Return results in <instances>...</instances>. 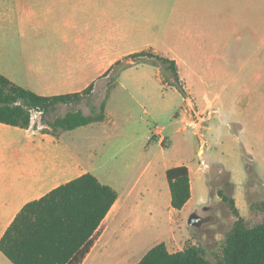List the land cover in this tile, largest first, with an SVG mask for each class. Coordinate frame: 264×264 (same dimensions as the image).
<instances>
[{
  "label": "crops",
  "instance_id": "obj_1",
  "mask_svg": "<svg viewBox=\"0 0 264 264\" xmlns=\"http://www.w3.org/2000/svg\"><path fill=\"white\" fill-rule=\"evenodd\" d=\"M147 50L174 61L182 93L158 66L130 57ZM118 61L126 67L109 83ZM0 74L38 95L92 85L95 105L106 97L103 120L71 130L0 123V238L27 202L88 172L117 197L79 264H135L159 242L169 252L184 248L170 250L176 235L144 248V228L162 216L155 203L162 192L171 198L167 169H188L191 196L180 210L169 207L178 215L210 207L214 165L229 172L240 211L251 175L264 188V0H0ZM132 100L168 124L143 125ZM187 127L202 141V127L217 138L203 163L154 158ZM118 146H134L145 160L131 182L103 161ZM0 264H12L1 251Z\"/></svg>",
  "mask_w": 264,
  "mask_h": 264
},
{
  "label": "trees",
  "instance_id": "obj_2",
  "mask_svg": "<svg viewBox=\"0 0 264 264\" xmlns=\"http://www.w3.org/2000/svg\"><path fill=\"white\" fill-rule=\"evenodd\" d=\"M130 57L137 63L150 62L158 66L163 82L183 92L173 60L151 50L140 51ZM125 67L122 61L116 62L112 79ZM91 93L92 85L81 92L38 95L0 74V123L27 128L30 125L29 109L37 108L46 114L58 104L79 102ZM105 106L106 97L90 114H84L80 109L67 111L46 125L55 132L101 121L105 117ZM252 164L250 157L245 156V169L249 174L252 173ZM165 176L170 189V205L180 210L191 196L188 169L184 165L171 167ZM226 185L232 186V183L227 180ZM219 195L229 202L236 219L225 234L217 264H264V218L252 227L247 226L234 199L221 191ZM116 197L115 190L101 183L93 174H81L27 202L0 238V251L12 264H79L92 247L98 227ZM261 208L264 212V197ZM135 264L212 263L200 246L188 244L182 250L169 252L165 243L159 242Z\"/></svg>",
  "mask_w": 264,
  "mask_h": 264
},
{
  "label": "rangeland",
  "instance_id": "obj_3",
  "mask_svg": "<svg viewBox=\"0 0 264 264\" xmlns=\"http://www.w3.org/2000/svg\"><path fill=\"white\" fill-rule=\"evenodd\" d=\"M113 75L114 73L109 77V83L112 82ZM145 105H147V103H145L144 106ZM132 106L135 109L136 117H141L143 125L146 123L149 128L153 126H166L169 122L166 116L153 117L148 105L144 107L142 103L133 102L132 100ZM76 109L90 114L93 110L98 109V105L94 104L93 95L91 94L84 96L79 102L58 104L48 113H43L39 121L40 123L34 127L42 129L45 127L44 124L46 125V122H51L57 117H62L67 111ZM208 123L209 122H206L205 124ZM203 127L200 130L203 141L194 134V127H187L180 132L175 148L166 149L164 147H158V151L155 152L154 158L156 159L157 156L160 160L163 158L169 160L174 157H188L195 161H199L198 152L201 145L204 144L201 157L206 159L209 148L214 146V142L217 138L214 134L210 135ZM182 138H185V140H181ZM121 149L124 150L120 152ZM116 150H118V153H116ZM135 150L134 146L129 148H122L121 146L117 148L109 147L103 159V161H106L105 166L107 172L111 171L116 174V172L120 173L121 171L123 180L126 182L133 181L140 172L141 164L145 162L142 156ZM126 165H128V169L124 168ZM227 180H229V178L226 170L221 169L219 165H214L208 179V186L210 189L208 205H210V207L206 208L204 211L200 210L199 215L202 221L199 226L187 225V218L194 211V208L190 209L187 207L179 213L180 215H178L175 210L171 212V210H169L170 200L168 199V195H163L162 192L159 201L155 203L159 210L162 211V216L158 219L159 224L157 227L149 226V228H144L147 231V242L144 248H148L159 241H167L169 238L176 235L174 238L167 241L170 250L183 248L188 244L194 243L203 249L204 255L212 264H217L218 259L221 257L225 234L236 219L229 202L222 200L219 195L221 191L226 197H233V187L226 185ZM245 187L248 204L247 207L241 205V211H238L239 215L244 218L247 226L252 227L260 223L264 218V212L261 208L264 188H262L259 181L253 178L252 175ZM171 217H173L174 221L170 219ZM142 220L145 219L142 218ZM187 231L189 233V238H186L184 234H181V236L178 235L179 233H187ZM172 244L175 245V248L171 247Z\"/></svg>",
  "mask_w": 264,
  "mask_h": 264
},
{
  "label": "built area",
  "instance_id": "obj_4",
  "mask_svg": "<svg viewBox=\"0 0 264 264\" xmlns=\"http://www.w3.org/2000/svg\"><path fill=\"white\" fill-rule=\"evenodd\" d=\"M29 112H30V125H29V127H34L40 123L39 121L41 119V115L43 114V111L40 109H37V108H31V109H29ZM203 146H204V144L201 145L199 152H198L200 163L204 162L203 158L201 157L203 154Z\"/></svg>",
  "mask_w": 264,
  "mask_h": 264
},
{
  "label": "water",
  "instance_id": "obj_5",
  "mask_svg": "<svg viewBox=\"0 0 264 264\" xmlns=\"http://www.w3.org/2000/svg\"><path fill=\"white\" fill-rule=\"evenodd\" d=\"M201 221L202 219L196 211L192 212L187 218V224L189 226H199L201 224Z\"/></svg>",
  "mask_w": 264,
  "mask_h": 264
},
{
  "label": "flooded vegetation",
  "instance_id": "obj_6",
  "mask_svg": "<svg viewBox=\"0 0 264 264\" xmlns=\"http://www.w3.org/2000/svg\"><path fill=\"white\" fill-rule=\"evenodd\" d=\"M200 210H197V213L199 214Z\"/></svg>",
  "mask_w": 264,
  "mask_h": 264
}]
</instances>
